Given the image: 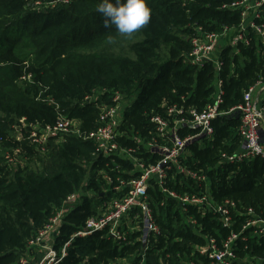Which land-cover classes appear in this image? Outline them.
<instances>
[{"label": "trees", "instance_id": "trees-1", "mask_svg": "<svg viewBox=\"0 0 264 264\" xmlns=\"http://www.w3.org/2000/svg\"><path fill=\"white\" fill-rule=\"evenodd\" d=\"M236 1L145 0L150 19L135 31L140 40L130 46L134 54L130 58L106 45L120 33L115 26H104L96 10L101 0H0V150L4 152L0 157V264H18L36 251L28 248V240L65 206L70 195L79 193L80 198L66 205L69 212L55 239L56 250L83 230L89 218L100 214L106 201L127 193V187L119 195L113 191L118 179L129 182L141 175L134 159L120 153L97 154L93 141L76 135L51 139L42 153L28 139L31 125H55L62 115L74 120L82 132L94 131L103 106L112 105L120 94L123 101L132 102L125 108L118 144L134 149L135 159L155 164L160 154L147 146L155 135L153 116L167 119L172 106L202 111L214 102L218 79L224 91L219 110L227 113L243 103L251 86L264 80V41L252 32L249 45L239 43L236 49L223 50L219 72L213 63L199 68L186 61L197 27L208 32L239 28L240 11L224 8ZM22 120L23 137L11 138L10 127ZM240 126L239 113L221 115L213 121L212 140L187 147L189 156L183 164L204 174L208 182L200 184L176 170L169 172L166 182V189L179 195L209 193L217 204L233 201L231 227L223 226L220 214L203 213L193 206L184 211L152 180L149 202L163 234L152 245L147 264L198 261L196 246H206L210 238L221 243L231 231L241 234L233 264H264V236L256 235L257 229H243L250 219L248 209L264 220V159L220 163L223 153L241 149ZM194 134L189 128L179 130L182 138ZM8 150L26 154L28 164L23 161L20 168H12L5 161ZM188 218L196 223H187ZM138 247L120 246L102 233L76 237L60 264L131 260ZM139 261L134 259L133 264Z\"/></svg>", "mask_w": 264, "mask_h": 264}, {"label": "built area", "instance_id": "built-area-1", "mask_svg": "<svg viewBox=\"0 0 264 264\" xmlns=\"http://www.w3.org/2000/svg\"><path fill=\"white\" fill-rule=\"evenodd\" d=\"M224 8L240 11L239 28L235 30V28L226 27L221 32H208L200 26L197 27L196 34L190 41L191 51L186 56L187 63L199 68L207 63H213L219 72L222 63L220 55H217V49L230 34H234L231 39L234 46L239 43L249 45V32L255 33L264 41V0H238ZM223 94V82L218 79L214 102L202 111L192 108L184 110L183 107L172 106L167 110V119L159 115L152 117L151 120L156 126L155 135L152 136L147 146L152 152L160 154V159L155 164L139 161L134 158V149L119 146L117 138L120 136L125 111L120 94L115 95L112 105L103 106L99 119L100 125L94 131L82 132L74 120L62 115L59 116L55 125H31L28 139L42 153L46 152L51 139H64L67 135H76L85 141H93L97 154L109 157L120 153L134 159L135 168L141 172V175L129 182L118 179L119 185L115 186L113 191L119 195L127 187V193L106 201L100 214L89 218L83 230L76 233L60 250H56L54 248L55 239L59 235L63 217L69 212L66 205H73L80 198L79 193L70 195L64 203L65 206L51 217L34 237L28 240L29 249H40L41 251L37 261L32 262L28 256H25L18 264H60L66 258L67 249L74 238L89 237L96 233H102L106 239L120 246L139 245L131 256V260L120 258L108 264H133V260L137 258L140 259L138 264H147L146 260L153 249L152 245L157 243L163 234L149 202L148 188L152 180L162 188L163 193L176 200L184 211H188L189 206H193L203 213L211 211L214 214H220L223 226L230 228L233 222L232 212L236 210V204L233 201L227 200L217 204L211 199L209 193L179 195L177 192L166 189L168 175L172 170L200 184L208 182L204 174L185 166L182 159L185 160L189 156L187 147L190 144L213 139L215 133L213 121L221 115L239 113L243 144L241 149L232 154L223 153L220 163L234 165L255 158L264 159V80L260 79L251 86L244 94L243 103L227 113L219 110ZM21 122L26 127L24 121ZM183 128L194 130L195 134L182 138L179 130ZM135 139L140 143L139 138ZM8 159L9 162H13V159ZM105 177L112 184L113 180L107 174ZM247 215L250 219L243 229H257L255 234L263 237L264 220L256 217L253 209H248ZM187 223L194 225L196 222L188 218ZM240 237L241 234L231 231L230 236L221 243H218L215 238H210L206 246H196L194 254L199 256V260H191L185 264H204L200 257L209 259L210 264H233L237 259L235 247ZM242 240L246 241V238Z\"/></svg>", "mask_w": 264, "mask_h": 264}, {"label": "clouds", "instance_id": "clouds-1", "mask_svg": "<svg viewBox=\"0 0 264 264\" xmlns=\"http://www.w3.org/2000/svg\"><path fill=\"white\" fill-rule=\"evenodd\" d=\"M96 10L101 14L105 27L115 26L122 35H131L150 19V9L145 0H101Z\"/></svg>", "mask_w": 264, "mask_h": 264}, {"label": "rangeland", "instance_id": "rangeland-1", "mask_svg": "<svg viewBox=\"0 0 264 264\" xmlns=\"http://www.w3.org/2000/svg\"><path fill=\"white\" fill-rule=\"evenodd\" d=\"M233 36L234 34H230L224 41L221 42L220 46L217 49V55H221L223 50L226 49L227 47H232L236 49L237 45L234 46L233 43H231V39L233 38ZM139 40L140 37L136 35V32L132 33L131 35L119 34V37L117 39H113L111 41L106 42V45H108L109 43V48L116 54H124L130 58H134V54L132 53L130 46ZM234 51L237 52V50ZM131 102H132L131 100L123 101V109L131 105ZM21 133L23 134V123L15 122V124H12V126L10 127L9 136L14 139H21L22 138ZM10 152L12 151L8 150L5 152V161L6 163H8L9 160L8 158L13 159L12 163H8L12 165V168L14 169L20 168L21 163H23V161H26V164H28L29 160H27L28 157L26 156V154L18 152V150H15L11 154ZM3 155L4 152L0 150V157H2ZM83 192H85L84 194L89 197L93 196L91 192H86V191ZM40 252H41L40 249L36 251H31L29 254H27V256L30 258L32 262H36L38 257L40 256Z\"/></svg>", "mask_w": 264, "mask_h": 264}]
</instances>
